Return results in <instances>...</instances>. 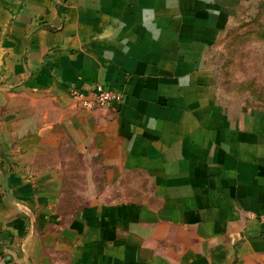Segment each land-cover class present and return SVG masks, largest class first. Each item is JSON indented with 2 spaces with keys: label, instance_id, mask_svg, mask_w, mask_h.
<instances>
[{
  "label": "crops",
  "instance_id": "1",
  "mask_svg": "<svg viewBox=\"0 0 264 264\" xmlns=\"http://www.w3.org/2000/svg\"><path fill=\"white\" fill-rule=\"evenodd\" d=\"M245 1L0 0L6 264H264V112L209 65ZM98 84L122 102L74 103ZM77 160L96 197L67 213Z\"/></svg>",
  "mask_w": 264,
  "mask_h": 264
},
{
  "label": "rangeland",
  "instance_id": "2",
  "mask_svg": "<svg viewBox=\"0 0 264 264\" xmlns=\"http://www.w3.org/2000/svg\"><path fill=\"white\" fill-rule=\"evenodd\" d=\"M235 14L210 54V70L226 107L264 112V0H247ZM81 161L77 179L66 180L62 207L67 213L96 197L91 195L94 180L88 179V164Z\"/></svg>",
  "mask_w": 264,
  "mask_h": 264
},
{
  "label": "built area",
  "instance_id": "3",
  "mask_svg": "<svg viewBox=\"0 0 264 264\" xmlns=\"http://www.w3.org/2000/svg\"><path fill=\"white\" fill-rule=\"evenodd\" d=\"M70 95L74 103L83 110L95 111L106 109L113 104L121 103L123 93L117 90L109 89L103 85H96L90 93L72 89ZM0 264H6L3 258H0Z\"/></svg>",
  "mask_w": 264,
  "mask_h": 264
},
{
  "label": "water",
  "instance_id": "4",
  "mask_svg": "<svg viewBox=\"0 0 264 264\" xmlns=\"http://www.w3.org/2000/svg\"><path fill=\"white\" fill-rule=\"evenodd\" d=\"M5 185H6L7 192L9 193V187H8V181H7V179L5 180Z\"/></svg>",
  "mask_w": 264,
  "mask_h": 264
}]
</instances>
